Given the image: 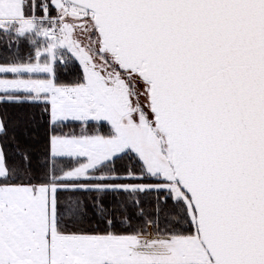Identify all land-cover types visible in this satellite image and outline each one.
I'll list each match as a JSON object with an SVG mask.
<instances>
[{"label": "snow or ice", "instance_id": "1", "mask_svg": "<svg viewBox=\"0 0 264 264\" xmlns=\"http://www.w3.org/2000/svg\"><path fill=\"white\" fill-rule=\"evenodd\" d=\"M0 48V264H264V0H0Z\"/></svg>", "mask_w": 264, "mask_h": 264}, {"label": "trees", "instance_id": "2", "mask_svg": "<svg viewBox=\"0 0 264 264\" xmlns=\"http://www.w3.org/2000/svg\"><path fill=\"white\" fill-rule=\"evenodd\" d=\"M27 49H25L22 54L26 55ZM8 53L4 52L2 48H0V55H7ZM78 70V67L76 68H69L66 73H63V75L66 78H71V76ZM8 118L10 120L16 121L18 119L20 120H26L29 115H31L33 112L36 113V119L39 121V110L38 109H32L28 106H23L22 108L19 107H8ZM11 127V126H10ZM11 135V133H10ZM15 135L17 137V140L19 141V145L21 148L25 147H31L34 149L35 154L38 156L39 151L41 148V145L37 143L38 140H40L43 136V129L38 128L37 125H31L25 130V126L23 124H20L19 127L15 129ZM10 146L14 147L15 145L11 144Z\"/></svg>", "mask_w": 264, "mask_h": 264}, {"label": "rangeland", "instance_id": "3", "mask_svg": "<svg viewBox=\"0 0 264 264\" xmlns=\"http://www.w3.org/2000/svg\"><path fill=\"white\" fill-rule=\"evenodd\" d=\"M78 67V66H77Z\"/></svg>", "mask_w": 264, "mask_h": 264}]
</instances>
